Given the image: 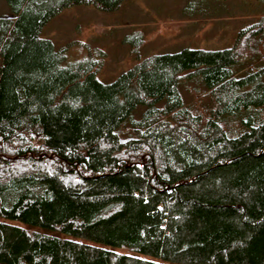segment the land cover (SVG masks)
I'll return each instance as SVG.
<instances>
[{
    "label": "trees",
    "instance_id": "trees-1",
    "mask_svg": "<svg viewBox=\"0 0 264 264\" xmlns=\"http://www.w3.org/2000/svg\"><path fill=\"white\" fill-rule=\"evenodd\" d=\"M4 1L0 264H264V15L217 50L141 57L137 32L102 83L101 50L64 64L39 33L124 0Z\"/></svg>",
    "mask_w": 264,
    "mask_h": 264
},
{
    "label": "rangeland",
    "instance_id": "rangeland-1",
    "mask_svg": "<svg viewBox=\"0 0 264 264\" xmlns=\"http://www.w3.org/2000/svg\"><path fill=\"white\" fill-rule=\"evenodd\" d=\"M8 13L0 0V17ZM263 15L264 0H124L113 11L87 5L65 8L39 35L52 42L64 64L101 50L96 77L109 83L136 62L131 49L137 32L144 38L141 57L183 48L217 50L231 46L241 28L256 24ZM204 89L197 79L179 84L184 101H199L200 106L208 105ZM259 111L264 114V108Z\"/></svg>",
    "mask_w": 264,
    "mask_h": 264
}]
</instances>
